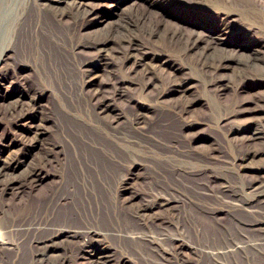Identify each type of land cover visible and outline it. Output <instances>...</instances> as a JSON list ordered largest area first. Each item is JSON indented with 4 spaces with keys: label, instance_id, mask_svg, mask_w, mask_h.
Returning a JSON list of instances; mask_svg holds the SVG:
<instances>
[{
    "label": "bare ground",
    "instance_id": "1",
    "mask_svg": "<svg viewBox=\"0 0 264 264\" xmlns=\"http://www.w3.org/2000/svg\"><path fill=\"white\" fill-rule=\"evenodd\" d=\"M89 1L0 0V23L6 21L0 150L9 151L0 160V195L51 185L39 201H24L14 212L0 205V264H264V148L248 142L240 151L220 140L196 151L197 142L212 138L191 134L199 100L187 95V75L161 85L144 80L160 64L176 67L157 53L169 48L189 55L210 91L221 96L232 89L221 116L231 119L264 106L257 98L239 99L264 85V68L250 55L236 60L241 72L226 79L222 70L233 59H214L200 40L162 32L158 21L144 26L143 15L136 23L151 46L137 43L127 21L100 38L82 39L83 27L91 25L84 26L85 18L102 5ZM225 1L213 0L218 34L253 32L235 17L252 21L257 13L232 12ZM159 34L158 44L153 38ZM28 69H35L39 83ZM130 85L153 104H143ZM147 85L155 87L153 94ZM48 93L58 110L45 102ZM121 99L130 109L118 106ZM29 158L33 166L12 176ZM243 169L254 170V180L246 182ZM137 181L140 192L131 190Z\"/></svg>",
    "mask_w": 264,
    "mask_h": 264
},
{
    "label": "rangeland",
    "instance_id": "2",
    "mask_svg": "<svg viewBox=\"0 0 264 264\" xmlns=\"http://www.w3.org/2000/svg\"><path fill=\"white\" fill-rule=\"evenodd\" d=\"M94 2L102 5L97 7L94 12L92 11V15L90 17L85 18L84 26L86 24L91 25L83 27V30L81 31L82 39H85V37L92 39L100 38L107 32L114 30L117 26L127 21L131 27V33L133 31L137 34V43L151 46L145 28L140 29L141 25L136 23V19L139 15H143L146 23L141 24L144 26H147L150 22L158 21L162 32H175L179 34L183 40H200L202 46L207 48L214 59L220 57L233 59L234 61H229L228 66L222 70V74L226 79L231 80L236 75L238 76L243 68V65L238 64L236 60L246 59L250 55H253V58L255 57V62L259 64L260 69L264 68V0L225 1V3H228V7H231L232 12L238 13L250 10L257 13V17L252 21L243 20L239 16L235 17L238 22H249L253 29V32L251 33L241 32L239 34H235L234 32H223L222 34H218V30L220 29L218 19L220 11L217 9L218 3H214L213 0H193L192 3L189 2L186 5L182 3L177 5H174L173 3L163 4L161 0H95ZM4 11L5 9H3V12ZM65 18L67 22L70 23V16L68 15ZM5 22L6 21L3 20L0 23V46L3 45L5 40ZM161 37L162 34H159V36H155L153 39L158 44L163 43ZM254 48H259V51H256ZM167 49L169 50V53L161 52L157 54L163 55V57L168 59L169 62H175L176 67L170 66L168 63L160 64L155 68L156 70H154V72L144 80L145 83L157 82L161 85V83H168L175 74H182V76L184 74L187 75L190 83L187 95L189 98L199 100L192 113L194 126L191 129V134L199 138H212L207 139L204 143L197 142L195 144L197 145L196 151H209L217 147L220 140L231 148L238 146L240 151H243V149L247 147L246 144H248V142H253L252 146L254 147L264 148V138L259 141L250 139L252 136H264V106H257L255 109L247 112L243 111L235 118L224 119V116H221L223 115L222 113L227 110L226 106L230 103V101L232 102V89L227 90L224 95H216L203 85L201 74L192 66L189 55H182L172 49ZM79 56L84 58L87 55L82 53ZM97 72L100 73L101 71ZM27 73L31 74L30 76L32 78L34 77V80L39 83L41 78L38 74L35 75V69L34 71L28 69ZM151 77L153 79H151ZM130 86L131 93L135 96H140L141 98H139V100L143 104H153L151 97L144 96L143 94L138 95V92L135 91L136 85ZM146 89L148 93L153 94L155 92V87H153V85H147ZM4 93L5 89L2 94ZM254 98L259 100V104L264 105V85L253 88L251 93H245L244 95L239 96L240 100L248 102ZM5 100L0 98V104ZM45 102L51 104V108L58 110V104L51 93L47 94ZM118 106L130 109L123 99L120 100ZM2 108L3 105L0 107V110ZM210 116H213V118L209 119ZM158 119H169V116L159 114ZM173 124L176 127L178 126L177 123ZM256 128L258 129L254 130ZM8 152L9 151L7 149L0 150L1 161L7 159L9 155ZM34 163L35 160L29 158L21 168L14 171L12 176H22L33 166ZM241 172L246 182L254 180L253 178L256 176V172L252 169H243ZM141 186L143 187V183L140 181L133 184L131 183V190L140 192L142 191ZM50 187V182H48L35 189H30V187H28L18 195L9 191L10 193L8 194L6 193L0 195V205L4 207L6 212H14L24 201L28 203L30 202L31 204H33V200L35 199H38L39 201L41 199L39 195L42 192L49 190ZM20 198L23 199L21 200ZM1 201L5 205L3 203L1 204ZM131 209L132 207L129 204L125 211L129 212ZM65 212L66 209H62L58 216H63ZM224 223L228 224V219H225ZM42 235L44 236L45 233H42ZM24 252L25 254L23 255L22 261H26L28 258V249L25 248ZM186 254L189 258L195 257L188 251ZM84 264H88V262L85 261ZM205 264L208 263L205 262Z\"/></svg>",
    "mask_w": 264,
    "mask_h": 264
}]
</instances>
